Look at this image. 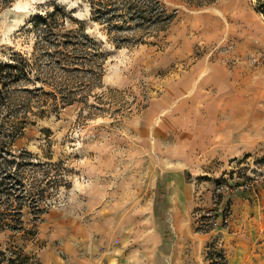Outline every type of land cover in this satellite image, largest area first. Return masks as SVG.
Returning a JSON list of instances; mask_svg holds the SVG:
<instances>
[{
	"label": "rangeland",
	"instance_id": "obj_1",
	"mask_svg": "<svg viewBox=\"0 0 264 264\" xmlns=\"http://www.w3.org/2000/svg\"><path fill=\"white\" fill-rule=\"evenodd\" d=\"M161 3L169 22L137 29L129 10V26L109 33L91 19L89 0L69 11L57 0H0V180L28 163L9 168L23 154L42 166L25 164L21 176L43 178V168L55 174L48 178V211L38 218L19 208L16 195L24 192L17 190L24 224L0 228V264H131L143 243L110 230L116 219H104L110 211L101 209L129 217L133 204L146 207L158 175L166 187L164 168L175 167L164 155L179 135L173 111L195 84L196 65L224 63L264 87V0ZM81 25L75 46L73 31ZM116 38L125 44L117 47ZM237 81L240 90L246 86ZM263 164L264 150L207 176L190 212L193 234L178 238L167 227L154 264H229L228 231L237 220L256 223L264 182L225 196L215 186L225 177L254 182L249 175L260 174ZM6 197L0 195L4 216L12 213Z\"/></svg>",
	"mask_w": 264,
	"mask_h": 264
},
{
	"label": "crops",
	"instance_id": "obj_2",
	"mask_svg": "<svg viewBox=\"0 0 264 264\" xmlns=\"http://www.w3.org/2000/svg\"><path fill=\"white\" fill-rule=\"evenodd\" d=\"M195 71L194 79L190 78L195 84L183 94L179 113L173 111L179 135L171 145L173 149L164 155L175 167L164 168L168 172L166 187L161 182L164 174L158 175L146 207L133 204L129 217H109L114 211L101 209L110 211L102 215L107 217L104 219H116L108 223L110 230L132 243H143L132 251L136 259L131 264H154L156 245L163 244L167 227L178 238L192 235L190 212L197 206L194 197L203 192L207 176L217 178L231 162L264 150L263 82L251 75L237 77L236 69L216 61L196 65ZM242 78L246 86L240 90L237 79ZM193 86L198 90H192ZM157 196L161 197L158 201L163 213L158 210ZM259 199L264 204V193ZM261 209L255 215L256 223L237 220L228 231L232 239L229 264H264V207Z\"/></svg>",
	"mask_w": 264,
	"mask_h": 264
},
{
	"label": "trees",
	"instance_id": "obj_3",
	"mask_svg": "<svg viewBox=\"0 0 264 264\" xmlns=\"http://www.w3.org/2000/svg\"><path fill=\"white\" fill-rule=\"evenodd\" d=\"M89 2L93 9L91 19L107 26L106 29L109 33L119 32L120 30H124V27L129 26L126 21V15L129 10H132L134 13V22L137 29L160 21L169 22L172 18L171 15L169 17L167 9L163 7L161 0H89ZM84 29V26L81 25L73 31L74 37L76 38L74 39L73 45L77 46L80 44L78 37L81 33L83 34ZM68 36L70 35L68 34ZM113 41L117 47L124 45L126 42L125 39L120 38H116ZM85 57L88 58L87 55ZM6 67H14V65L7 64ZM19 156L15 155L11 159L12 164L9 165V168L16 164L20 165L24 159L28 163H22L23 166H20L19 169L15 168V171H9L10 174L7 173L2 178V181L0 180V195L2 196V193L7 195L6 199L8 200L5 201V205H7L6 211L10 210L12 212L6 216L2 215L4 211L1 210L0 206V228L11 226L10 223L12 222L19 224L20 227L24 224L21 211L15 205L17 199L14 198V195L17 190L24 192V194L16 195L18 199L22 198V201L19 202L20 209L26 208L29 214L35 213V217L37 218L48 211L49 196L51 195V188H53L52 181L48 178L55 176L53 170L43 168L41 171H38V173L41 172L40 174L43 175V178L40 179L36 175L30 178L29 176H25L24 173L21 176L19 170L22 167L25 168V164H30L33 168H38L42 165L38 161L35 162L30 157L25 156V154L22 156V161L17 162L16 160ZM25 177L31 180L30 183H27L29 180H25Z\"/></svg>",
	"mask_w": 264,
	"mask_h": 264
},
{
	"label": "built area",
	"instance_id": "obj_4",
	"mask_svg": "<svg viewBox=\"0 0 264 264\" xmlns=\"http://www.w3.org/2000/svg\"><path fill=\"white\" fill-rule=\"evenodd\" d=\"M242 164H244V162H242L240 164L241 167L243 166ZM249 176L252 180L254 179V182L245 181L244 183L239 184L236 181H234V179L229 178V177H225V178H227L225 180L220 179L215 186V191L219 195H223V196H225L227 194H235V193H239V192H243V191L244 192L250 191L251 187L254 185V183H257L258 185H260V182H264V164L262 165L260 174H258L256 176L254 174H252Z\"/></svg>",
	"mask_w": 264,
	"mask_h": 264
},
{
	"label": "clouds",
	"instance_id": "obj_5",
	"mask_svg": "<svg viewBox=\"0 0 264 264\" xmlns=\"http://www.w3.org/2000/svg\"><path fill=\"white\" fill-rule=\"evenodd\" d=\"M57 2L60 3V4H62V5H65L66 6V11H69L72 8L76 7L77 0H57ZM86 11L90 13L91 10H90V8H87ZM74 15L77 18H80V19H83L84 18L81 15L80 11H77L76 13H74ZM0 42H3V41H0Z\"/></svg>",
	"mask_w": 264,
	"mask_h": 264
}]
</instances>
